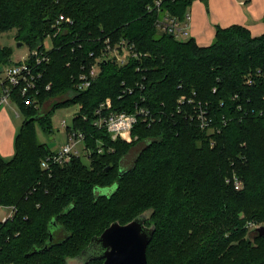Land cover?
<instances>
[{"label": "trees", "instance_id": "16d2710c", "mask_svg": "<svg viewBox=\"0 0 264 264\" xmlns=\"http://www.w3.org/2000/svg\"><path fill=\"white\" fill-rule=\"evenodd\" d=\"M157 1L0 0V34L16 30L17 43L30 51L49 36L53 46L35 89L23 97L13 88L12 102L27 120L14 157L0 155V207L16 208L0 222V264H66L111 224L146 213L156 230L149 264H264V236L249 227L264 226V33L219 26L211 45L192 37L181 42L157 22L168 14L183 20L197 0L156 7ZM60 15L72 23L55 33ZM108 39L134 45L137 56L124 66L102 60L90 89L78 91V77ZM12 53L0 45V62L9 65ZM128 88L133 92L125 94ZM183 97L207 105L220 133L200 128L193 106L180 104ZM107 99L117 111L143 105L159 119L150 127L139 122L129 137L113 141L94 126ZM76 102L81 106L67 132L86 135L91 161L75 157L44 170L42 160L53 150L40 144L34 123L52 134L56 110ZM138 143L146 146L125 169L124 157ZM111 187L113 194L100 193ZM54 221L55 239L45 248Z\"/></svg>", "mask_w": 264, "mask_h": 264}, {"label": "built area", "instance_id": "2783aa9c", "mask_svg": "<svg viewBox=\"0 0 264 264\" xmlns=\"http://www.w3.org/2000/svg\"><path fill=\"white\" fill-rule=\"evenodd\" d=\"M162 2L163 0H158L155 6L160 7ZM190 21V13H188L183 20L168 14L158 20L157 27L163 32L168 34L171 33L176 38L190 37ZM70 23H72V19L70 17L60 15L53 26L55 27V33L62 32L63 28L68 26ZM50 38L51 37L49 36L47 41L50 40ZM47 41H45L43 48L39 47V49L30 51L27 58L6 68V72L4 74L5 81L2 86V93L0 94V106L10 105L12 103L13 88H21L23 97L35 89L37 82L42 77V72L40 70L41 66L44 63L50 62L49 52L52 49H49L46 46ZM105 44L107 46L102 50L101 55L97 57L95 63L90 67L85 68L83 73H81V75L78 77L76 82V88L78 91L84 92L90 89L95 80L98 78L102 60L113 59L118 65L124 66L128 62L130 56H137V53L134 50V45H131L125 41L119 43L117 46H113L109 43L108 39L105 41ZM49 88L50 86H47V89ZM127 92L132 93L133 89L128 88L125 91V94ZM186 100L187 99L184 97L181 98L180 104L184 105L187 103L193 106V113H195L194 117H196L200 128L208 131L209 134H214L215 132L220 133V129H217L212 125L213 120L207 105H204L202 101L198 102L195 98H189L188 101ZM261 114L264 115V111L261 112ZM95 116H97V118L94 121V126L99 130L103 129L107 131L113 141L120 138L126 139L129 137L134 127L139 122H144L150 127L154 125L159 119L158 115H154L149 108L143 105H137L133 112L127 113L123 111H117L113 109L110 99H107L100 105L99 109H97L95 112ZM84 119H88V117L85 116ZM225 124L226 122H224V125ZM67 125L68 124L65 120L62 121L61 126L65 129L67 136L66 144L62 145L56 150H53L51 154L43 158V162L41 164L42 169L51 171L55 167L68 165L72 163V159L75 157L89 158L91 149L88 148L86 144V135L82 132L73 130L72 128L69 132H67V129L70 128ZM98 145L99 153H103L105 146L102 145L101 142L98 143ZM232 182L235 184L237 190L243 188V184L239 177L234 176ZM9 209L8 215L3 219L4 222L8 219H12L14 213L16 212L15 207H10Z\"/></svg>", "mask_w": 264, "mask_h": 264}, {"label": "rangeland", "instance_id": "374dc122", "mask_svg": "<svg viewBox=\"0 0 264 264\" xmlns=\"http://www.w3.org/2000/svg\"><path fill=\"white\" fill-rule=\"evenodd\" d=\"M224 0H202L200 3L201 10L205 13V18L208 21L210 26L216 27V25H221L218 21L219 12H217L221 8V3ZM244 4V2H243ZM224 9V8H223ZM222 9V10H223ZM221 14V13H220ZM16 30H10V32L1 33L0 34V45L2 47H9L13 49V53L10 57L11 63L9 65H4L0 62V83L3 79H5L6 68L11 65L17 64L21 62V60L27 58L29 56L30 50L27 45H22V47H18L16 41ZM179 41L183 42L189 39V37L177 38ZM214 42V39L210 41L208 44L211 45ZM46 46L49 49H52V43L50 40L46 42ZM47 106H50L48 103ZM80 103L71 104L67 107H62L56 110L53 115V133L48 134L44 132L41 123L36 121L34 123L35 133L37 135V139L40 144L47 145L51 150H56L62 145L66 144L67 136L65 129L61 126L62 121L67 122V126L71 127L73 124L74 116L80 109ZM50 108V107H49ZM19 113V115H18ZM26 118L21 111L20 107L15 103H11L10 105H2L0 106V155L5 161H10L15 154V141L16 137L19 134L21 128L26 122ZM136 140V138H135ZM134 138L127 140V143L133 142ZM146 146L145 143H138L134 145L128 152V154L124 157L123 165L125 169H130L135 161V157L143 150ZM85 162L89 163L91 160L87 159V157H83ZM42 164V163H41ZM116 191V188L111 187L106 190L100 191L102 194L111 195ZM10 207H0V222L8 215ZM262 224L254 223V225H249L250 229H255L261 227ZM248 239V236H245V240ZM252 243L255 244V241L249 239ZM238 244V242H237ZM79 250H75L78 253ZM75 253V254H76ZM74 254V255H75Z\"/></svg>", "mask_w": 264, "mask_h": 264}, {"label": "water", "instance_id": "95a60500", "mask_svg": "<svg viewBox=\"0 0 264 264\" xmlns=\"http://www.w3.org/2000/svg\"><path fill=\"white\" fill-rule=\"evenodd\" d=\"M19 43L18 47H22ZM123 176V171H120ZM148 213L139 215L130 223L122 225L119 221L111 224L101 236H95L89 246L75 258H68L66 264H89L91 260H105L104 264H149L147 249L155 235V227L147 225ZM55 221L50 225V239L46 244L53 243L52 233ZM260 237L264 236V226L256 229ZM35 251H33L34 253Z\"/></svg>", "mask_w": 264, "mask_h": 264}, {"label": "crops", "instance_id": "0c3cea01", "mask_svg": "<svg viewBox=\"0 0 264 264\" xmlns=\"http://www.w3.org/2000/svg\"><path fill=\"white\" fill-rule=\"evenodd\" d=\"M201 1L197 0L188 12L191 15L190 37L200 44L209 45L208 43L214 39L219 26L226 28L230 25H245L254 36L264 33V0H224L220 2L221 8L217 11L219 12L217 16L221 25H216L215 28L208 24L205 13L200 8L199 2ZM4 81L5 79L0 83V94Z\"/></svg>", "mask_w": 264, "mask_h": 264}]
</instances>
